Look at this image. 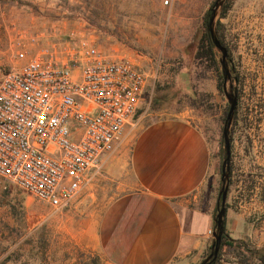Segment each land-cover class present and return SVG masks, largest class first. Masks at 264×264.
<instances>
[{"label":"rangeland","instance_id":"rangeland-1","mask_svg":"<svg viewBox=\"0 0 264 264\" xmlns=\"http://www.w3.org/2000/svg\"><path fill=\"white\" fill-rule=\"evenodd\" d=\"M168 1L0 0V80L22 64L15 42L32 35L49 43L74 32L107 55L143 68L152 96L138 115L156 120L181 114L202 131L212 155L204 199L215 202L216 216L227 185L226 218L240 217L241 227H251L241 236L247 243L264 244V0H222L215 32L228 52V81L215 46L218 70L196 58L203 18L216 0ZM225 88L237 95L238 104L229 126L231 156L223 169L230 109ZM106 170L61 211L0 184V264H105L92 227L114 193ZM212 242L200 260L177 264H201ZM232 257L237 260L232 249L222 251L221 245L214 264Z\"/></svg>","mask_w":264,"mask_h":264},{"label":"built area","instance_id":"built-area-1","mask_svg":"<svg viewBox=\"0 0 264 264\" xmlns=\"http://www.w3.org/2000/svg\"><path fill=\"white\" fill-rule=\"evenodd\" d=\"M41 40L18 39L22 64L0 80V184L61 211L89 189L122 143L149 75L84 35Z\"/></svg>","mask_w":264,"mask_h":264},{"label":"crops","instance_id":"crops-1","mask_svg":"<svg viewBox=\"0 0 264 264\" xmlns=\"http://www.w3.org/2000/svg\"><path fill=\"white\" fill-rule=\"evenodd\" d=\"M148 89L122 143L104 158L114 193L92 230L105 264L195 262L213 239L215 202L204 199L211 147L184 115L142 119L138 113L152 96ZM240 220L227 214L225 228L245 240L241 236L251 227H241ZM255 246L264 248L261 242ZM225 263L239 264L234 257Z\"/></svg>","mask_w":264,"mask_h":264},{"label":"water","instance_id":"water-1","mask_svg":"<svg viewBox=\"0 0 264 264\" xmlns=\"http://www.w3.org/2000/svg\"><path fill=\"white\" fill-rule=\"evenodd\" d=\"M222 5V0H216L214 5L209 9L211 11L210 17H209V32L212 38V42L214 46L219 49L222 52V65L224 67L225 71V81H228L231 77L230 70L227 65V57L228 52L226 47L221 43L220 39L217 37L215 32V20L218 13V10L220 6ZM225 87V86H224ZM226 95L230 100V109L228 112L227 120H226V127L224 130V136H225V143H226V158L223 162V169L227 165V163L230 160L231 156V144L229 140V126L232 123L236 107L238 104L237 95L235 93H228L226 88ZM227 195H228V186L226 185L225 188L220 192V198L218 200V212L214 218L215 221V230L213 231V242H212V252L208 256V258L203 261L201 264H214L218 253L220 251L221 245H222V239L223 234L225 232V218H226V201H227Z\"/></svg>","mask_w":264,"mask_h":264},{"label":"trees","instance_id":"trees-1","mask_svg":"<svg viewBox=\"0 0 264 264\" xmlns=\"http://www.w3.org/2000/svg\"><path fill=\"white\" fill-rule=\"evenodd\" d=\"M228 8L229 6L227 5L225 10H223V16L225 15ZM210 14L211 11L209 10L203 18V34L200 39L196 58L200 61L205 60L208 64V67L218 70V60L209 32ZM221 43L223 44L222 41ZM225 248L229 250L232 249L239 264H264V248H257L256 246L250 245L245 240L232 238L226 231V228L222 239V251H224Z\"/></svg>","mask_w":264,"mask_h":264}]
</instances>
